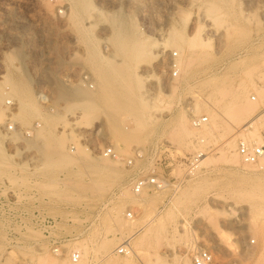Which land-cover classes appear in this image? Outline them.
I'll use <instances>...</instances> for the list:
<instances>
[{
  "label": "rangeland",
  "instance_id": "374dc122",
  "mask_svg": "<svg viewBox=\"0 0 264 264\" xmlns=\"http://www.w3.org/2000/svg\"><path fill=\"white\" fill-rule=\"evenodd\" d=\"M203 1L91 0L90 13L71 19L72 0H0V87L7 93L0 180L21 207L55 221L50 227L48 219L17 218L14 231L0 229V264H192L203 244L213 247L215 264H264V158L247 164L221 153L228 141L236 148L235 134L253 130H243L251 121L264 140V0H223L217 17ZM96 10L118 12L147 44L146 57L125 61L114 53L105 39L112 27ZM167 29L184 38L176 77L169 76L177 46L166 41ZM114 68L147 75L141 123L118 109L127 100L113 93ZM80 70L93 88L81 83ZM60 86L82 92L93 109L54 115L48 130L47 114L66 105ZM20 89L29 100L26 124L10 117L26 100ZM194 116L207 123L195 129ZM35 121L40 127L28 138L23 130ZM8 122L16 123L14 132L6 131ZM107 147L117 156L104 155ZM195 150L206 158L189 173ZM142 174L181 183L135 194L130 181ZM124 240L131 255L116 250Z\"/></svg>",
  "mask_w": 264,
  "mask_h": 264
},
{
  "label": "bare ground",
  "instance_id": "6f19581e",
  "mask_svg": "<svg viewBox=\"0 0 264 264\" xmlns=\"http://www.w3.org/2000/svg\"><path fill=\"white\" fill-rule=\"evenodd\" d=\"M201 1H203V0H201ZM205 3H206L205 4V11L208 14L217 17V15L222 13V10L224 8L223 0H205ZM72 5H73L75 11H70V9H69L70 12L68 11L69 17L71 19H73L74 16L76 17L77 15L88 14V13H90L91 10L94 9V6H93L91 0H72ZM68 7H69V5H68ZM96 11H97L98 17L99 18L103 17L104 20L108 21V23H110V26L112 27V32L110 31L111 34L109 33V35H108L109 38L106 37L105 39L110 44L111 50L114 53L119 52V54L121 55V57L125 61H130V60L131 61H139V60H142L146 57V55L148 54V51L146 50L147 44L143 43V41L140 42V39L136 38L134 36L132 30H129L128 28L124 27L122 16L120 14H118V12L108 14V13L101 11V10H96ZM131 29H132V27H131ZM165 31H166V41L168 43H170L172 46L176 45L177 47L174 51L178 50L180 52L181 45L184 41L182 32H180L178 30H174V29H167ZM154 55H156V53ZM103 65H104V63H103ZM186 65H188V63ZM113 67H116V66L113 65ZM111 69H112V67H111ZM98 70H100V69H98ZM105 70L106 69H104V71ZM112 73L114 74V76H116L117 74L120 73V70L118 71V69L116 70V68H114V71H112ZM101 76H102V74H101ZM118 77H119V80L117 81V88L113 93L115 96H117V98H124L125 97V99L127 100V102L124 101L125 103L124 104L122 103L123 106H120L118 109L121 111H124V112H126V111L129 112L130 115L133 116V118H134L133 120H135L138 123H141L142 121H144V119L146 117V115L144 114V112H145L144 100L148 95H150L148 93V90H146L145 88H142V77L146 78L147 75L146 74L143 75V74H139V73H132V72L129 73L125 69L124 71L123 70L121 71V73L119 74ZM103 78H105V80L108 79L106 77V75ZM113 80H114V78H113ZM106 85H107L106 89L108 90V88L111 87L110 82L107 81ZM10 89H11V87H10ZM14 93H15V91H14ZM19 93H20V96H22V98L25 97L26 100L21 101V103L16 107V111L14 113H12L10 115V117H13V119L18 124H26V123H28L27 122L28 121L27 120L28 119V112L30 110L29 109L30 106H28V102H27L29 100H27V98H26V95H25L26 93L23 92L21 89H20ZM6 94H7L6 91L3 92L1 87H0V103L4 99V95H6ZM57 96H58V98L63 99V101L66 103V105L62 106V107H57L58 112H53L54 114H49V115L47 114V121L49 122L48 130H50V126L53 125V123H54V115H59V113L65 114L67 111L72 110L76 107H78V110L81 111V115H86V114H89L91 112V110L93 109V106H92L93 104H91L90 100L84 101L87 98H85L84 94L82 92H80L79 90H76V89L66 90L60 86V87H58V90H57ZM253 98H255V97H253ZM242 106H244V104ZM242 106H241V108H242ZM236 107H237V105H235V108ZM225 109L227 110V108H224V110ZM226 110H225V112H226ZM237 110L239 112H244L247 109H244V110L237 109ZM225 112H223V113H225ZM1 122H2V119L0 117V123ZM71 125H72V127H76L78 125V122L73 121L71 123ZM247 127L252 128L253 130H250L249 133L238 132L237 134H235V137L240 136L241 138H244V139L248 138L247 140L249 142H252V143H258L259 142L260 143L261 138L258 135V129L254 126L253 121L248 122L247 126H245L243 128V130H245V128H247ZM195 129H200V128H195ZM48 132L50 133V131H48ZM243 132H245V131H243ZM16 138H17V136L15 137L14 135L7 136V139H9L11 141H14ZM230 152L232 153V159L237 160L239 156L236 153L235 143L233 141H228L224 145V147L221 151L222 155H224L225 153H230ZM205 158H206L205 156H202V159L200 161H203ZM261 158H264V156H262ZM47 162H48L47 165H49V166L56 163L55 161H52L51 159H48ZM166 184H168V183L165 182L164 185H166ZM123 243L126 247H128V248L130 247L129 242L127 240H124ZM120 247H121V245H120ZM53 252H57V251L53 250ZM131 252H132V250L130 249V251H128L127 254L131 255Z\"/></svg>",
  "mask_w": 264,
  "mask_h": 264
},
{
  "label": "built area",
  "instance_id": "2783aa9c",
  "mask_svg": "<svg viewBox=\"0 0 264 264\" xmlns=\"http://www.w3.org/2000/svg\"><path fill=\"white\" fill-rule=\"evenodd\" d=\"M177 58V52H170V64H169V76L176 77L178 74L177 63L175 59ZM79 79L83 85L93 88L89 73L86 70H80ZM254 100L253 97H251ZM207 123L206 116H194L192 119V126L194 128H202ZM40 127V122H33L29 128L23 130V134L26 137H30L35 130ZM17 129V125L14 122H8L6 125V131L14 132ZM236 153L241 158V160L247 164H255L258 160L264 156V140L258 144L249 142L244 138H238L236 144ZM104 155H109L111 157H116V153L112 150L111 147H107ZM204 156V153L201 150H195L189 158L186 160L187 171L191 173L195 168L200 164V160ZM133 157L141 158L142 151L140 149H135L133 152ZM132 160H128V164H131ZM167 182L165 178L159 177L157 174H142L137 177H134L130 181V190L139 194L143 190H149L152 188H162ZM171 186L178 187L181 183L180 180H173L172 183L167 182ZM174 183V184H173ZM128 217L132 216L131 211L126 213ZM39 217L43 219H48L50 227L55 226L54 218L46 215L44 212H41L36 209L24 208L19 205L17 194L6 189V181L0 180V229L7 232L14 231L12 223L16 221L17 218H34ZM254 241L251 239L250 244ZM57 251V248L55 249ZM128 248L123 245L117 248V252L127 254ZM80 253L78 251H72L70 254L71 262L75 263L79 260ZM237 259V258H236ZM235 259V260H236ZM238 260V259H237ZM239 261V260H238ZM191 263L192 264H215V255L213 247L209 245L198 246L193 253L191 254ZM232 264H236V261H233Z\"/></svg>",
  "mask_w": 264,
  "mask_h": 264
}]
</instances>
